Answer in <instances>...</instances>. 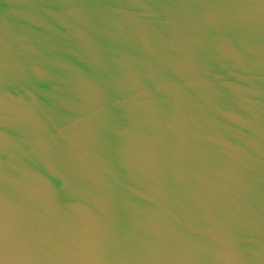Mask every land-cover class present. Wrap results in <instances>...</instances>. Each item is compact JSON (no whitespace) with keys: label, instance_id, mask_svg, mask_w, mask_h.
<instances>
[{"label":"water","instance_id":"water-1","mask_svg":"<svg viewBox=\"0 0 264 264\" xmlns=\"http://www.w3.org/2000/svg\"><path fill=\"white\" fill-rule=\"evenodd\" d=\"M0 264H264V0H0Z\"/></svg>","mask_w":264,"mask_h":264}]
</instances>
